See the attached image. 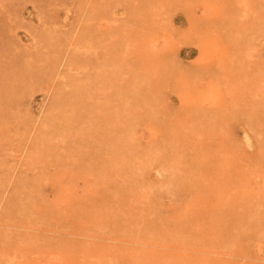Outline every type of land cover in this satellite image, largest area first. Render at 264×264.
Wrapping results in <instances>:
<instances>
[{"label": "rangeland", "instance_id": "obj_1", "mask_svg": "<svg viewBox=\"0 0 264 264\" xmlns=\"http://www.w3.org/2000/svg\"><path fill=\"white\" fill-rule=\"evenodd\" d=\"M0 264H264V0H0Z\"/></svg>", "mask_w": 264, "mask_h": 264}]
</instances>
